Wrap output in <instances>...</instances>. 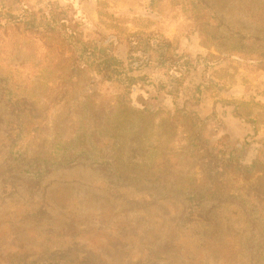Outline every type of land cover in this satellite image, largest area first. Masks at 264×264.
<instances>
[{"label":"rangeland","instance_id":"rangeland-1","mask_svg":"<svg viewBox=\"0 0 264 264\" xmlns=\"http://www.w3.org/2000/svg\"><path fill=\"white\" fill-rule=\"evenodd\" d=\"M98 1L114 2L79 3L84 34L107 32ZM119 1L178 38L182 84L150 65L134 74L166 89L136 86L124 106L115 81L69 93L62 46L0 28V264H264V207L244 204L264 197L244 171L264 144V0H165L161 15ZM223 140L238 167L211 154Z\"/></svg>","mask_w":264,"mask_h":264},{"label":"trees","instance_id":"trees-1","mask_svg":"<svg viewBox=\"0 0 264 264\" xmlns=\"http://www.w3.org/2000/svg\"><path fill=\"white\" fill-rule=\"evenodd\" d=\"M77 1L76 7L72 3L62 5L56 0H35V2L15 0L17 8L0 5L1 29L12 27L38 35L43 39L49 37L69 54L67 72L63 77L69 93L74 94L75 85L79 82L93 85L98 78L104 81H115L124 89V95L120 98V104L124 106L131 102L130 95L136 86L142 88L144 83L152 84L148 75L134 74L135 72L153 65L154 69L162 70L172 83L179 86L194 68L190 57L183 51H179L177 37L172 39L166 37L153 19L137 11L121 10L114 2L98 1L95 7L98 23L107 32L94 30L92 33L84 34L81 29L82 17L79 16L84 14L79 7L81 0ZM163 1L165 0H149L146 10L161 15ZM189 3L187 7L181 1V12L186 16L198 15L193 2ZM105 19L110 22L106 23ZM128 24H131L134 29H128ZM119 44L126 46L125 59L116 53ZM258 65L264 67V59L258 61ZM152 85L155 90L166 89V85L161 81ZM198 89L197 86L196 90ZM84 108L82 107L80 115L94 118L92 111L87 112ZM184 115L187 113L184 112ZM81 140L83 141L79 142V150L90 153L92 146L88 145L86 138ZM225 142L223 140L222 144L218 145L217 142L216 145L211 146V149H214L211 154L221 157L222 160L234 161L233 166L238 167L236 163L238 158L234 157L233 151L229 152L223 148ZM243 148V145L236 144V149L239 151ZM77 152L75 150L72 154ZM262 168H264L263 143L252 163L244 168L247 179L248 176H254L252 174L254 171L260 172V175L256 176L254 190L260 186V181L264 182V173L259 170ZM245 197L247 198L246 195ZM244 204L264 207V197L254 195L252 198L244 199Z\"/></svg>","mask_w":264,"mask_h":264},{"label":"crops","instance_id":"crops-1","mask_svg":"<svg viewBox=\"0 0 264 264\" xmlns=\"http://www.w3.org/2000/svg\"><path fill=\"white\" fill-rule=\"evenodd\" d=\"M115 2V4L117 5V7L121 10H125V11H129V10H141V7H139V3L137 2L135 5L127 4L124 2H120L119 0H113ZM85 2H81V7L84 6Z\"/></svg>","mask_w":264,"mask_h":264}]
</instances>
